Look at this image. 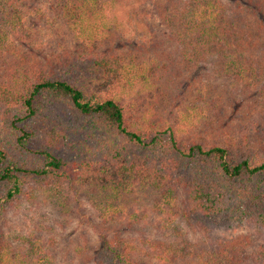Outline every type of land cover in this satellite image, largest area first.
Wrapping results in <instances>:
<instances>
[{"label":"trees","instance_id":"trees-1","mask_svg":"<svg viewBox=\"0 0 264 264\" xmlns=\"http://www.w3.org/2000/svg\"><path fill=\"white\" fill-rule=\"evenodd\" d=\"M33 15L49 28L61 21L74 47L64 41L23 76L4 70L12 86L0 78V218L30 180L40 188L141 185L179 201L190 228L206 235L188 256L194 264H264L252 231L227 236L236 224L264 233V0H0V63L35 37ZM172 48L188 66L215 64L245 90L263 85L259 115L205 141L191 104L177 106L169 124L161 113L176 103L162 77ZM100 238L113 264L176 260L143 252L122 233ZM27 259L0 226V264Z\"/></svg>","mask_w":264,"mask_h":264},{"label":"rangeland","instance_id":"rangeland-1","mask_svg":"<svg viewBox=\"0 0 264 264\" xmlns=\"http://www.w3.org/2000/svg\"><path fill=\"white\" fill-rule=\"evenodd\" d=\"M33 16L30 20L37 29L35 37L32 31V38L27 40L30 44H14L11 56L3 58L6 63H0V78H4L8 87L12 85L6 82L8 76L4 70L14 73L20 70L18 76H23V69H35L64 41L69 42V48L74 47L70 45V32L61 21L49 28L45 19L41 20L45 24L39 25L37 15ZM11 39L17 42L18 38L12 35ZM170 54L171 73L162 79L169 88L167 97L176 105L161 113L169 124L174 123L176 113L181 112L177 106L183 108L191 104L192 112L200 114L194 133L200 132L199 140L205 141L206 133L213 137L219 127L225 126L237 131L239 125L245 126L259 115L261 105L255 100L262 98L263 85L245 90L242 84L216 74L215 64L202 62L190 67L182 62L175 48ZM60 73L63 74V70ZM2 86L3 81H0V88L4 90ZM148 96L145 90L143 97ZM154 102L147 99L146 103L149 107ZM163 156L159 151L158 157ZM107 188L95 183L40 188L30 180L19 202L0 218V226L11 248L28 258L31 264H113L112 255L101 249L99 239L102 235L110 239L117 233L136 242L143 252L149 251L152 255L163 252L169 259L175 256L176 260L169 264H194L188 256L201 251L207 237L190 228L179 201L165 199L153 188L141 185ZM250 231L255 234L254 254L264 253V233L257 228L252 230L236 224L227 236L232 238Z\"/></svg>","mask_w":264,"mask_h":264}]
</instances>
